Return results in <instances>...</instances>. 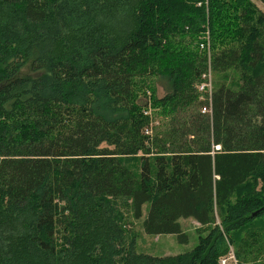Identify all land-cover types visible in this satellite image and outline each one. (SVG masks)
<instances>
[{"label": "trees", "instance_id": "1", "mask_svg": "<svg viewBox=\"0 0 264 264\" xmlns=\"http://www.w3.org/2000/svg\"><path fill=\"white\" fill-rule=\"evenodd\" d=\"M144 204L145 234L184 241L192 219L196 246L137 254ZM230 253L264 264V15L248 0H0V264Z\"/></svg>", "mask_w": 264, "mask_h": 264}, {"label": "rangeland", "instance_id": "2", "mask_svg": "<svg viewBox=\"0 0 264 264\" xmlns=\"http://www.w3.org/2000/svg\"><path fill=\"white\" fill-rule=\"evenodd\" d=\"M260 13L264 15V5L258 0H248ZM211 79V78H210ZM156 96L161 98L165 95V89L161 86L156 88ZM148 204L142 207V216L139 220L128 219L130 237L135 236V252L151 257L177 256L190 252L198 242L197 230L199 226L192 219H180L179 224L186 238L184 241L178 240L176 235L151 236L144 233L142 224L145 220ZM225 264H236L232 253L225 258Z\"/></svg>", "mask_w": 264, "mask_h": 264}, {"label": "built area", "instance_id": "3", "mask_svg": "<svg viewBox=\"0 0 264 264\" xmlns=\"http://www.w3.org/2000/svg\"><path fill=\"white\" fill-rule=\"evenodd\" d=\"M203 78L206 80V82H203L198 89L200 92L207 93L208 97H210V92H211L210 72L208 71V74ZM202 113H210V108L207 107L202 109ZM216 149H218V147H216ZM220 264H225V259H222L220 261Z\"/></svg>", "mask_w": 264, "mask_h": 264}, {"label": "water", "instance_id": "4", "mask_svg": "<svg viewBox=\"0 0 264 264\" xmlns=\"http://www.w3.org/2000/svg\"><path fill=\"white\" fill-rule=\"evenodd\" d=\"M256 214L254 213V214H252V216H255Z\"/></svg>", "mask_w": 264, "mask_h": 264}]
</instances>
